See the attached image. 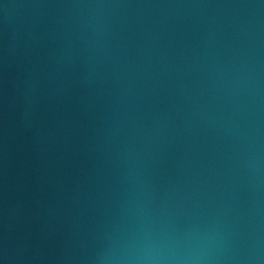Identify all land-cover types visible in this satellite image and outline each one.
Masks as SVG:
<instances>
[{
	"label": "water",
	"instance_id": "1",
	"mask_svg": "<svg viewBox=\"0 0 264 264\" xmlns=\"http://www.w3.org/2000/svg\"><path fill=\"white\" fill-rule=\"evenodd\" d=\"M260 3L0 0V264H85L135 222L133 165L157 210L180 187L175 226L222 209L247 244L257 192L238 157L253 132L264 149ZM258 198L264 235V185Z\"/></svg>",
	"mask_w": 264,
	"mask_h": 264
},
{
	"label": "clouds",
	"instance_id": "2",
	"mask_svg": "<svg viewBox=\"0 0 264 264\" xmlns=\"http://www.w3.org/2000/svg\"><path fill=\"white\" fill-rule=\"evenodd\" d=\"M96 4L85 7H108ZM257 7V5H245ZM259 6H264L261 0ZM239 167L248 175L257 192L251 230L241 246L237 223L222 209L205 221L187 223L178 228L168 207L180 187L170 183L160 193L161 203L154 208L155 192L139 167L125 173V210L134 219L128 226H117L107 234L106 243L85 257V264H264V235L261 234L258 193L264 185V149L258 132L250 134L247 149L238 157ZM2 264H8L7 256Z\"/></svg>",
	"mask_w": 264,
	"mask_h": 264
}]
</instances>
